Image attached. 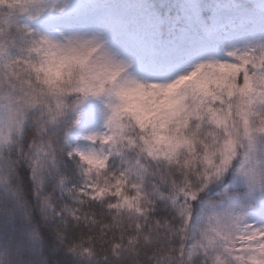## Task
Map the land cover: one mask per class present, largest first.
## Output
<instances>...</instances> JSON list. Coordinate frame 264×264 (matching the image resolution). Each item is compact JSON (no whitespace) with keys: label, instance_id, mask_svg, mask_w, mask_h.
I'll use <instances>...</instances> for the list:
<instances>
[{"label":"snow or ice","instance_id":"6c2138e0","mask_svg":"<svg viewBox=\"0 0 264 264\" xmlns=\"http://www.w3.org/2000/svg\"><path fill=\"white\" fill-rule=\"evenodd\" d=\"M0 264H264V0H0Z\"/></svg>","mask_w":264,"mask_h":264}]
</instances>
